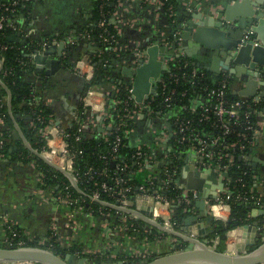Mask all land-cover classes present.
<instances>
[{
  "label": "crops",
  "instance_id": "0c3cea01",
  "mask_svg": "<svg viewBox=\"0 0 264 264\" xmlns=\"http://www.w3.org/2000/svg\"><path fill=\"white\" fill-rule=\"evenodd\" d=\"M239 1L177 0L175 15L169 17L146 0H118L111 15L117 33L116 48L113 50L117 57L112 58L110 71L101 80L98 89L106 91L107 98L119 92L122 87L133 103L143 105L156 94L163 72L181 51L182 54H189L187 58L198 70L208 71L214 76L227 75L230 89L238 97L264 100V73L261 72L264 64L259 62L258 55L251 53L252 64H238L244 67L243 70L230 72L229 68L235 67L232 57L219 53L216 58L218 72H215L210 57L198 54L197 47H183L181 33L191 14L197 13L198 20L209 14L215 17L219 11L224 12L227 5L226 13L232 18L228 22L234 26L246 14L237 3ZM94 11L95 0H29L25 6L20 7L15 17V28L9 34V37L15 36L24 43L28 39L33 44L28 53L31 67L29 78L35 84L34 93L49 110L50 125L66 128L77 120L81 124V135L85 137L100 136L106 130L102 116L82 105L81 95L85 91L86 80L74 69L78 60L100 49L90 33L94 26ZM56 41L64 43L58 56L53 49H46L48 42H51L48 46L51 47ZM135 49L144 53L138 61L131 58ZM51 59L58 60L57 65L51 64ZM223 64L229 68H222ZM0 83L6 90L2 96L3 101L0 98V108L4 105L7 113V118L6 114L0 115V136L4 134L3 140L8 146L7 152L0 153V242L6 237V227L9 226L20 229L27 238L40 245L47 246L50 240H54L60 246L71 247L72 251L67 252L77 256L83 254L93 259L112 258L123 261L119 256L158 255L180 243L182 239L179 236L164 232L139 216L146 230L156 228L157 233L152 241H138L137 237L128 235L119 227V220L112 213L106 214L79 205L78 202L60 200L57 197L62 195V191L58 190L59 185L46 184L36 163V159L40 158V149L36 147V141L28 136L32 126L30 115L27 112L12 111L10 92L1 80ZM130 119L126 139L133 146L144 147L152 164L150 168L143 169L151 170L152 173L148 171V174L157 178L155 172H159L164 162L172 166L176 174L172 180L176 185L197 194L190 202L192 206L186 216L198 214L195 200L205 201V216L202 219H198L195 224H186L183 219L182 225L175 226L174 230L190 236L189 228L198 229L199 224L206 230H212L211 218L221 220L225 225L228 210L224 207V216L219 218L218 214L209 211L208 206L215 199L210 192L214 190L219 195L222 190V187H218L219 182L222 183L217 172L216 175L201 177L200 172L205 168L197 164V155L193 150L184 149L180 152L170 148L167 140L172 139L173 127L169 124L168 128L165 116L158 113L152 115L142 110ZM257 119L263 122L264 109L258 112ZM247 163L254 178V190L264 191V140L259 141ZM64 176L71 182L67 175ZM186 184L199 188L190 190L185 187ZM140 195L145 197V202L142 201L140 206L148 210L147 201L150 196ZM135 204L134 200L132 208H135ZM250 219L254 220L251 216ZM155 221L161 223L160 218ZM262 224L255 231L241 226L228 229L224 249L229 247L232 251L242 238L250 240L255 237ZM231 231L235 233L233 237ZM217 237L205 234L206 239L216 240Z\"/></svg>",
  "mask_w": 264,
  "mask_h": 264
},
{
  "label": "trees",
  "instance_id": "16d2710c",
  "mask_svg": "<svg viewBox=\"0 0 264 264\" xmlns=\"http://www.w3.org/2000/svg\"><path fill=\"white\" fill-rule=\"evenodd\" d=\"M118 0H95L94 11V26L91 30V36L96 39L99 44V51L95 54L89 55L87 58L94 67V73L91 79L86 81L85 90L88 88H98L101 80L109 73L110 63L112 58L117 57L116 52L113 51V42H102L99 37V33L104 34V29L112 33H116V30L111 22V15L114 9V5ZM2 7H0V15L3 14L11 20L13 14L19 12L20 6L15 7L13 11L5 10L4 4H7L9 0H0ZM173 5L174 10L178 6L177 0H169ZM167 4V3H166ZM164 6V5H163ZM164 13V12H163ZM104 20L105 25L103 27L98 26V22ZM12 28L6 27L0 34V44H7L8 47L0 49V56L3 57V65L0 69V80L4 83L11 95V108L14 112H27L31 117L32 126L28 130V136L36 141V147L41 150L44 145V139L42 137V130L49 121V110L41 104L39 96L34 93L35 84L29 78L30 76V62L28 53L33 47L30 40H26L25 43H20L15 40H9L8 36L11 33ZM195 67L194 64L185 56H175L169 63L167 69L162 74V82L158 84L157 93L149 99L148 107L152 111V115L161 113L160 115H168L170 118L178 116L180 118L190 119L191 127L196 133L201 135H207V139L219 136V144L215 147L208 146L207 151L215 153L218 149L223 148L229 143L235 142L232 147H227L225 152H230L234 155V160L228 165V177L230 179V192L222 193V199L228 203L230 207V214L227 218V226L224 228V223L221 220L211 218L210 223L213 225V229L210 235L219 237V243L217 245L218 250L224 249L225 232L228 229H232L243 224L249 223L250 219V207L253 203H246L236 198L238 193H243L245 190L252 189V192L259 194L254 190V178L252 171L247 162H244L240 155L246 153L250 155L255 147L251 146L249 140L252 138V131L247 130L246 125H251L255 128V122L257 120L256 112H260L264 109V101H254L251 98L244 100L238 109L239 116L236 122L231 121L229 123L230 132L223 133L222 128L216 126L217 116L214 113V106L211 103H207L208 98H205V91L203 88L211 89L219 84L221 79L220 75H212L210 72L204 70L203 75L195 74L190 76L191 69ZM228 84L230 82L228 81ZM171 89H175V95L170 101V106H166L163 102V97ZM184 93V94H182ZM6 94V90L0 83V98ZM199 94L202 96L200 102H203L208 108L204 118L200 115V109L198 112H191L190 106L194 104V97ZM204 96V97H203ZM127 98V92L121 87L119 92L107 97V110L109 113V120L112 121V125L118 124L120 121L125 123V126L121 127L117 131L110 130V133L102 134L100 136L85 137L81 135L80 123H73L69 127L65 128L68 134L66 140L69 144V148L75 153L73 160V166L78 173L77 185L84 191L85 194H80L64 176V174L48 165L43 159L37 158L36 163L38 168L42 171L44 182L53 186L59 185L58 190H61L63 195H68L69 198L78 201L79 205L92 208L94 211L101 210L103 212H115V210L104 207L98 202L91 201L89 194L93 190H97L100 193V197L106 201H114L115 196L113 191H117L122 187H129L126 192L127 199L133 201L137 193L140 192V187L146 188V192L150 193L153 189H157L162 184L161 179L163 173L162 170L156 173L157 178H147L148 171L140 168L139 163L143 157L137 158L136 151L137 146H133L128 143L126 139L125 130L131 123V119L123 116V108L133 107V101ZM240 98L235 95L230 89L226 90L225 100L229 105L233 101ZM114 100H125L124 103L112 104ZM202 104V103H199ZM185 105V107H183ZM256 111V112H254ZM7 118L6 108L1 105L0 115ZM264 127V124H263ZM239 134H245L246 138H242ZM116 135L119 136V144L114 147L116 143ZM4 134L0 136L3 139ZM240 146H244L240 149ZM8 146L3 140V145L0 147V153L7 152ZM141 150H145L144 147H140ZM219 162L217 157L210 159V162ZM222 163H227V160L223 157L220 159ZM111 162H114L113 165ZM92 168V172L87 174L88 168ZM174 179V178H173ZM241 179V180H240ZM104 183L110 189L108 191L103 190L100 185ZM45 184V183H44ZM45 184V185H46ZM244 184V186H241ZM167 189L164 196L168 199H176L181 193L179 188L173 180H166ZM264 202V191L259 202L256 205ZM192 205H186L184 202L172 203V222L175 226L180 227L184 217L189 213L188 209ZM133 207V206H132ZM126 222L131 224V230L128 235L137 237L138 241L148 240L152 241L157 233L156 228L146 230L143 225V221L140 219H131L126 217ZM262 229L259 228V231ZM15 232V235L12 233ZM6 236L12 242V246L19 245H37L35 240H30L24 233L18 228L6 227ZM260 240H258V243ZM0 242V247L2 246ZM57 253L64 254L67 251H72L71 247L60 246L56 241L50 240L47 245ZM182 246L181 244L178 246ZM83 255V254H81ZM152 254L146 256L141 255H122L120 258L124 259V264H140L144 259L151 258ZM40 264V263H38Z\"/></svg>",
  "mask_w": 264,
  "mask_h": 264
},
{
  "label": "built area",
  "instance_id": "2783aa9c",
  "mask_svg": "<svg viewBox=\"0 0 264 264\" xmlns=\"http://www.w3.org/2000/svg\"><path fill=\"white\" fill-rule=\"evenodd\" d=\"M150 2L151 4H154L156 7H158L161 12H164L167 14L169 17H172L175 15V10L173 5L169 2V0H146ZM29 0H9L7 4H4V9L5 10H10L13 11L15 7L17 6H25ZM118 2V1H117ZM167 3V4H166ZM3 4L0 2V7H2ZM164 5V6H163ZM17 14H13V17L11 20L4 16L3 14L0 15V34L4 30V28L9 27L14 29L15 28V17ZM105 25L104 20H100L98 22V26L103 27ZM104 34L101 32L99 33V37L101 38L102 42H110L114 44L113 50L116 48V42H117V33H112L107 30H103ZM9 37V36H8ZM9 39V38H8ZM58 42V43H57ZM63 42V41H62ZM49 43V42H48ZM51 43V42H50ZM55 45L59 44V41L55 42ZM53 45V43H52ZM7 44H0V49H5L7 48ZM131 58L136 61L140 60L143 56L144 53L139 50L135 49V51L132 54ZM178 56H185V54H182L181 51L178 53ZM193 64V63H192ZM3 65V57L0 56V69ZM75 71L80 74L86 81L91 79L94 73V67L91 64V62L87 58H81L78 60L75 64L74 67ZM205 72L203 70H198L197 67H193L190 72V76L193 77L195 74L203 75ZM221 79L219 81V84L211 89L203 88L205 91V98H208L206 101L207 103H211L214 106V113L217 116V124L219 128H222L223 133H228L230 132L229 128V123L231 121L236 122L239 116V111L238 109L240 108L242 102L247 99L240 98L239 100L233 101L231 104H227L225 100V93L226 90L230 89V86L228 84L229 77L225 74L220 75ZM162 82V80L160 81ZM230 82V81H229ZM231 90V89H230ZM157 93V91H156ZM106 91L99 90L98 88H88L83 92L81 95V102L84 107L89 109L92 113L99 114L102 116V119L104 121V127H105V134L110 133L111 129L113 131H117L121 127L125 126V123L120 121L116 125H112V121L109 120V113L107 110V103H106ZM184 94V93H182ZM235 94V93H234ZM175 95V89H171L168 92H166V95L163 97V102L166 106H170V101L172 100L173 96ZM204 97V96H203ZM127 100L130 99L129 96L126 98ZM152 99V98H151ZM202 99V96L197 94L194 97V104L190 106L189 110L191 112H198V109H200V115L202 118L206 117L205 113L208 110L206 105H203L205 103L200 102ZM1 100L3 101V98L1 97ZM258 101V100H256ZM264 101V100H263ZM124 103L127 105V101L125 100H114L112 104H118V103ZM202 103V104H199ZM185 107V105H183ZM124 110V115L125 117L132 118L133 114L139 113L142 110H146L152 114L151 109L148 107V102L144 103L143 105H138L136 103L133 104V107L131 108H123ZM256 112V111H254ZM161 114V113H158ZM256 114H258L256 112ZM164 116V115H163ZM165 118L167 119L166 123H169L173 127V136L172 139L167 140V143L170 142V148L172 147L173 150L176 151H182L184 149H191L195 152L197 155V164L203 168L213 170L215 173L217 172L218 176L220 177V181L222 183V190L219 195H216L215 199L209 203V211L212 214H218L219 218L223 215V208L225 207L228 210V216L225 215L227 218L229 217L230 214V207L228 203H226L222 199V193L230 192V184H229V177H228V165L233 162L234 160V155L230 152H225V149L227 147H232L235 145V142L229 143L228 145H225L223 148L218 149L215 153H210L207 151L208 146L215 147L217 144H219L220 137L215 136L213 138H210L209 140L207 139V135H201L200 133H196V131L193 130L191 127V122L190 119H185V118H180L178 116L175 117H169L168 115H165ZM79 123V121L76 120V124ZM264 120L263 122L259 121L258 119L255 122V128L252 127L251 125H246V129L252 131V138L249 140L251 146H255V144L260 140H264ZM80 130V128L78 129ZM127 130V129H126ZM125 130V132H126ZM243 139L246 138L245 134H239ZM68 134L65 131V128H57L53 127L50 125L49 121L48 124L45 125V127L42 130V137L44 139V145L39 151L40 156L51 163L52 165H55L56 167L62 169L64 172H67L70 174L72 177L73 181L77 184V176L78 173L76 172L74 166H73V160L75 157V153L69 148V144L67 143V138ZM116 143L114 147H116L119 144L120 138L118 135H116ZM171 138V137H170ZM257 143V144H258ZM3 145V139H0V147ZM141 146L137 147L136 156L137 158L143 157L142 161L139 163L140 168H150L152 166L150 162L149 155L147 154L146 150H141ZM244 146H240V149H243ZM179 152V153H180ZM217 157V161L215 162H210V159H214V157ZM225 158L227 160V163H222L220 161L221 158ZM250 155L246 153H242L240 155V158L244 162H248ZM161 173H163L161 182L162 184L160 187L157 189H153L152 192L148 193L146 192V188L140 187V192L137 194H146L153 199V215L152 218L154 220H157V218H160L161 224L164 226L170 228V229H175V225L172 222V203L174 201L176 202H184L186 205L190 204V202L196 198L197 194L194 191H191V193L187 190L184 189L183 187L181 188V193L179 196L174 200V199H168L164 196L165 190L167 189L166 185V180H172L173 178L176 177V174L174 172V169L172 168L171 165H168L167 162H164L162 166L160 167ZM93 170L92 168H88L86 173L89 174ZM149 172L152 173V171L148 170ZM160 172V171H159ZM158 172H155V174ZM65 174V173H64ZM66 175V174H65ZM147 178L149 179V182L151 183V175L148 174ZM154 178V177H152ZM163 180V181H162ZM241 180V179H240ZM164 182V183H163ZM71 183V182H70ZM72 185V184H71ZM241 186H244V184H241ZM78 187V185H77ZM103 190L108 191L110 188L102 183L100 185ZM78 189L81 191L80 194H85L83 190H81L79 187ZM129 190V187H122L119 188L117 191H113L115 199L114 201H106L100 197V193L97 190H93L89 194V198L91 201L98 202L100 205L104 207L111 208L115 210L112 214L117 216L119 220V227L123 230L128 232L131 230V224H128L126 222V217L131 218V219H139L138 216L134 213L126 212L120 209H117L110 205L111 204L117 207H130L132 208L133 206V201L127 199L126 197V192ZM259 194H256L252 192V189L245 190L243 193H238L236 195V198L239 200H242L246 203H257L259 202L261 196L263 195L262 192H258ZM60 200H64L65 202H78L75 199L69 198L68 195H60L57 196ZM264 204V202L259 204V207H261ZM93 210L92 208H90ZM99 212H103L101 210H98ZM106 214H111V212L107 211L104 212ZM226 220V218H224ZM227 221V220H226ZM9 228V226H7ZM263 228V227H262ZM261 228V229H262ZM12 235H15V232L12 233ZM264 234L262 235V237ZM2 246L4 248H10V247H17V246H22L21 242L19 241L17 244L12 246L11 240L8 239L6 236L3 239ZM18 264V262H16ZM28 264H38V262H29Z\"/></svg>",
  "mask_w": 264,
  "mask_h": 264
},
{
  "label": "water",
  "instance_id": "95a60500",
  "mask_svg": "<svg viewBox=\"0 0 264 264\" xmlns=\"http://www.w3.org/2000/svg\"><path fill=\"white\" fill-rule=\"evenodd\" d=\"M237 3L241 5L246 14L243 19H239L234 26L228 22L232 18H229L226 13V11H228L227 5L225 11H219L215 17L209 14L205 18H200L198 20L199 16L197 13L191 14L186 24L183 26L181 33V37L184 39L183 47H198V54H203L202 52H204V50L207 53L211 51V54L209 53L211 56L210 58L212 59L211 67L215 72H218L216 58L219 53L223 55L227 54L232 57V62L235 67L229 68L226 64L222 65V68L224 69L229 68L230 72L243 70L244 67L238 66V64L244 66L252 64V58L250 57L251 53L255 56L258 55L259 62L264 64V0H240ZM8 38L9 40L24 43L23 40L20 41L15 36ZM50 44V42L46 44L47 51L51 48V50L53 49V52L55 51L56 56L60 55L64 43L60 41L58 45H51V47H48ZM209 54L206 55L209 56ZM186 55L189 56L188 53ZM50 63L57 65L58 60L51 59ZM261 72L264 73V70L262 69ZM252 74L257 75L255 72ZM240 93L246 94V92ZM166 124L168 128H170L169 123ZM39 157L43 159L40 154ZM44 161L53 168L65 173L71 180L73 187L81 193L69 173L64 172L62 169L52 165L46 160ZM113 163L114 162H111L112 165ZM208 174L216 175V173L210 169L200 172L201 177ZM213 181L216 180L213 179ZM185 187L191 190L196 186L193 184H186ZM218 187H222L220 182ZM196 188L198 189L199 187L197 186ZM210 194L212 198L216 197V192L214 190H212ZM134 200L136 202L135 208L117 207L111 204L107 205L126 212L134 213L143 218L146 222L154 224L160 230L179 236L182 241L185 242V245L182 247H178L179 244H174L170 251L144 259L140 264H264V236L259 239L256 238V236H253L250 240L242 238V240L239 243H236L231 249V252H233L232 254H229L228 252L230 251L229 247L218 251L216 248L219 243L218 237L216 240H211L214 242L213 248L207 245L209 240L204 238L205 234L212 231L211 229L206 230L203 228L202 224H199L200 228L198 229L189 228L191 236L181 234L156 222L152 218L151 208L153 205V199L151 197L147 201L148 210L143 209L140 206L142 201L145 202V197L136 194ZM195 205L198 207V214L186 216L184 218V223L195 224L198 219H202L205 216L204 199L195 200ZM138 208L143 213L140 212ZM250 216L253 217L254 220L241 225V227L243 229H253L255 231V228H257L260 223L264 222V204L261 207L251 206ZM226 226L227 222L224 225V228ZM228 231L226 230L225 233L227 234ZM258 240H260L259 243ZM249 247H251V249ZM20 261H33L40 264H124L123 260L112 258L93 259L85 255L77 256L71 252L60 254L48 248V246L40 244L22 245L10 248L0 247V264H16V262Z\"/></svg>",
  "mask_w": 264,
  "mask_h": 264
},
{
  "label": "rangeland",
  "instance_id": "374dc122",
  "mask_svg": "<svg viewBox=\"0 0 264 264\" xmlns=\"http://www.w3.org/2000/svg\"><path fill=\"white\" fill-rule=\"evenodd\" d=\"M263 226H261L260 228H262V230L261 231H257L256 232V238H261L262 237V235L264 234V222H263V224H262ZM203 236V235H202ZM204 238H205V235H204ZM209 240V242H207V245H209L210 247H212L213 248V245H214V242H212L210 239H208ZM180 243H179V245L181 244L182 246H184L185 245V242L184 241H179ZM178 245V246H179ZM182 246H180V247H182ZM217 248V247H216ZM250 249H251V247H249ZM218 249V248H217ZM226 249V248H225ZM218 251H221V250H218ZM229 252V254H232L233 252H231V251H228ZM154 256H156V254H153V256L152 257H154ZM29 262H32V261H28V263ZM24 263H27V262H24Z\"/></svg>",
  "mask_w": 264,
  "mask_h": 264
},
{
  "label": "flooded vegetation",
  "instance_id": "af4514ba",
  "mask_svg": "<svg viewBox=\"0 0 264 264\" xmlns=\"http://www.w3.org/2000/svg\"><path fill=\"white\" fill-rule=\"evenodd\" d=\"M197 49H199V48L197 47ZM221 52H222V51H221ZM202 53L205 54V55H206V54H209V53L211 54V51L207 53V52H205V50H204V52H202ZM210 54H209V56H207L208 58L211 57ZM226 55H227V54H226ZM228 56H229V55H228ZM229 57H230V56H229Z\"/></svg>",
  "mask_w": 264,
  "mask_h": 264
},
{
  "label": "bare ground",
  "instance_id": "6f19581e",
  "mask_svg": "<svg viewBox=\"0 0 264 264\" xmlns=\"http://www.w3.org/2000/svg\"><path fill=\"white\" fill-rule=\"evenodd\" d=\"M231 232H232L231 235H232V237H233L235 233H234V231H231ZM241 236H242V235H241ZM249 237H250V236H249ZM249 237H248V238H249ZM23 262H27V263H28V261H20V262H18V263H23Z\"/></svg>",
  "mask_w": 264,
  "mask_h": 264
}]
</instances>
